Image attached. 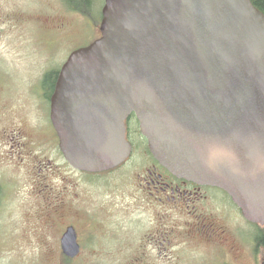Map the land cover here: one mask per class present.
I'll list each match as a JSON object with an SVG mask.
<instances>
[{"label":"water","instance_id":"obj_1","mask_svg":"<svg viewBox=\"0 0 264 264\" xmlns=\"http://www.w3.org/2000/svg\"><path fill=\"white\" fill-rule=\"evenodd\" d=\"M100 29L51 97L66 160L89 172L123 163L134 112L164 166L225 189L264 225V13L251 0H105ZM61 244L79 253L73 227Z\"/></svg>","mask_w":264,"mask_h":264},{"label":"rangeland","instance_id":"obj_2","mask_svg":"<svg viewBox=\"0 0 264 264\" xmlns=\"http://www.w3.org/2000/svg\"><path fill=\"white\" fill-rule=\"evenodd\" d=\"M104 3L93 0L90 12L82 14L64 0H0V114L13 109L9 117H0V264H184L187 258L185 248L176 245L163 249L167 260L160 259V249L148 242L155 232L149 229L154 222L149 224L148 213L137 211L135 193L126 190L123 198V192L113 191L112 181L87 173L79 177L77 189L89 210L88 218L95 219L100 228L92 224L80 232L81 251L66 261L69 258L61 249L60 238L64 225L74 219L58 215V201L62 177L71 176L69 168L48 136L32 143L29 155V149L25 150L29 145L21 154L17 140L11 139V130L22 114L17 105L26 101L29 83L40 89L45 82L50 88L53 75L68 55L100 36ZM4 131L7 137H3ZM67 191L71 195V189ZM122 213L127 225L117 222ZM238 220L245 238L264 230L245 221L240 211ZM240 243L243 252L238 264H256L248 255L251 245L243 238ZM259 243L254 251L261 259L264 247Z\"/></svg>","mask_w":264,"mask_h":264},{"label":"flooded vegetation","instance_id":"obj_3","mask_svg":"<svg viewBox=\"0 0 264 264\" xmlns=\"http://www.w3.org/2000/svg\"><path fill=\"white\" fill-rule=\"evenodd\" d=\"M58 76L59 71L50 88L44 86L45 82L41 83L40 89L31 88L29 83L30 89L27 88L28 93L24 96L26 101L17 105L22 112L21 118L16 120L17 127L14 126L10 136L11 139L17 140L16 146L21 154L22 148L30 146L25 149H29L28 155L32 154L30 153L32 143L43 142L44 137L48 136L59 159L69 168L71 176H63L61 180L59 191L61 195L58 201L61 211L58 215L74 221L64 225L61 237L71 226L76 229L77 234L90 229L92 224H96L94 226L96 229L100 228L95 219L91 221L88 218L89 210L85 203L81 202L77 189L79 177L89 173L112 181L113 191L123 192V198L126 196V190L130 189L135 193L137 211L148 213L149 224L154 222L149 229L155 232L148 236V242L160 249L159 258L163 261H166L168 256L167 253L162 256L163 249L179 245L187 251V258L182 261L184 264L193 261L201 264H238L243 252L240 243L243 238L251 245L247 250L249 257L255 260L256 264H259L257 263L259 260L264 264V257L260 259L255 255L256 236L250 233L252 238H245L240 231L237 224L240 209L228 192L216 185L179 177L162 165L150 151L148 140L141 132L140 122L135 113L130 114L125 120L126 137L133 145L132 152L125 162L101 172L75 169L65 159L59 147V137L51 120V96ZM12 110H5L3 112L5 115L2 113L0 117H9ZM5 133L7 131H4L3 137H7L8 134ZM21 154L18 155L22 157ZM48 161L52 162L50 159ZM69 189L71 195L67 191ZM1 191L2 181L0 194ZM122 210L121 207L118 212L121 213ZM240 215L243 218L241 211ZM123 216L126 215L122 213L117 222L127 225L128 220ZM261 246L264 247V243ZM262 253L264 255V250Z\"/></svg>","mask_w":264,"mask_h":264},{"label":"trees","instance_id":"obj_4","mask_svg":"<svg viewBox=\"0 0 264 264\" xmlns=\"http://www.w3.org/2000/svg\"><path fill=\"white\" fill-rule=\"evenodd\" d=\"M65 1L67 2L68 6H70V8L82 14H88L90 12L91 5L93 3V0H65ZM251 1L256 7H258L264 13V0H251ZM57 74L58 72L53 75L54 80L57 77ZM48 77L50 78V76ZM260 233H261L260 235H256V242L264 243V230Z\"/></svg>","mask_w":264,"mask_h":264}]
</instances>
